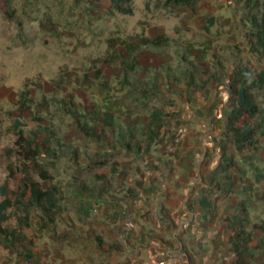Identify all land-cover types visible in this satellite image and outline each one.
I'll list each match as a JSON object with an SVG mask.
<instances>
[{
	"label": "rangeland",
	"instance_id": "1",
	"mask_svg": "<svg viewBox=\"0 0 264 264\" xmlns=\"http://www.w3.org/2000/svg\"><path fill=\"white\" fill-rule=\"evenodd\" d=\"M164 1L132 0L130 16L108 15V1L100 0L92 5L86 0H8L11 20L0 9V201L1 189L16 191L22 177L16 145L20 132L35 141L51 139L39 162L49 169L56 185L66 187L71 179L98 183L94 178L100 169L86 163L102 152L79 134L72 118L61 110L63 104L70 110L109 112L119 121L136 118L142 125L155 112L167 113L166 119L174 122L187 107L186 116L201 121L195 128L201 133L200 144L208 140L211 146L201 151L205 155L197 166L201 192H216L212 197L216 227L239 205L247 211L248 227L264 222V87L252 90L263 111L254 123L256 149L240 155L227 144L226 158L234 162L231 184L222 180L221 171L212 172L219 160L213 158L214 148L220 153L223 144L235 70L247 67L254 75L264 74V57L248 43L251 24L246 0H197L193 14L185 6L167 7ZM256 10L264 18V0H258ZM156 33L165 38L161 46L142 44ZM119 57L125 60L123 65ZM131 61L137 71L132 81L139 84L122 86L123 70ZM149 70L155 71L158 90L141 86L152 77L146 73ZM165 129L160 124L155 132ZM204 161L208 171L201 168ZM5 215L3 226L16 228L15 216L21 214L10 208ZM40 215L35 209L30 212V227L21 229L26 241L20 251L0 240V264H110L111 255L99 256L87 245L77 244L78 252H65L73 242L57 239L60 231L49 230ZM25 251L32 254V262L26 261ZM219 260L230 264L233 257L223 253ZM257 261L258 252L252 264Z\"/></svg>",
	"mask_w": 264,
	"mask_h": 264
},
{
	"label": "crops",
	"instance_id": "2",
	"mask_svg": "<svg viewBox=\"0 0 264 264\" xmlns=\"http://www.w3.org/2000/svg\"><path fill=\"white\" fill-rule=\"evenodd\" d=\"M182 108L174 122L162 118L152 125L149 120L142 125L136 118L119 121L112 115L123 127L136 121L139 150L125 148L109 134L110 147L96 144L102 154H95V159L86 163L97 165L104 179L94 178L98 183L91 185L75 183L74 179L66 187L57 185L60 212L48 226L51 231H60L57 239L73 242L65 252H78L80 244L99 256L111 255L110 264H225L219 260L227 250L226 242L221 243L225 234L221 226L216 227L212 210L207 213L200 206L207 194L206 190L201 192L197 163L205 155L201 151L205 153L211 146L208 140L200 144L201 133L195 128L201 121L186 116L188 109ZM160 124L166 129L156 134ZM214 153L219 165L221 151L214 148ZM203 164L202 170H207L206 161ZM218 165L212 169L213 175L215 170L221 171ZM113 168L120 173L119 178L115 173L112 176ZM116 189H121V195L113 192ZM215 193H208L212 209ZM98 241L115 248L104 252Z\"/></svg>",
	"mask_w": 264,
	"mask_h": 264
},
{
	"label": "trees",
	"instance_id": "3",
	"mask_svg": "<svg viewBox=\"0 0 264 264\" xmlns=\"http://www.w3.org/2000/svg\"><path fill=\"white\" fill-rule=\"evenodd\" d=\"M96 1L98 0H86L89 5ZM106 1H108V4L105 5V9L108 15H132L130 6L132 0H100L101 3ZM196 3L197 0L164 1V5L167 7L185 6L189 8L192 14L195 11ZM244 3L249 13V22L251 24L250 33L247 37L248 43L255 53L264 57V18L260 17L256 10L258 0H246ZM0 9L6 19H12L13 12L10 11L8 0H0ZM164 41L165 38L160 34L154 36L153 39H144L141 42L144 46L159 47ZM119 58L123 65L125 60L122 57ZM132 60L134 61V59ZM135 65L136 63H132V61L130 64L126 63V69L123 70L120 82L122 86H138L137 84L139 83H133L132 81H136L134 78L137 72ZM146 73L147 75L151 74L152 77L144 81L141 86L145 89L154 88L158 90L159 82L155 71L149 70ZM191 80L193 81L192 77ZM263 87L264 74L254 75L247 67H239L235 70L234 79L229 85V110L226 115L225 129L222 133L221 162L218 165V168L223 173V180L232 182L235 179L230 175L234 162L226 158L227 144H230L235 153L240 155L247 151L255 150L257 147L254 123L256 119L262 117L263 111L258 108L252 90H260ZM211 108L212 106L209 107V110ZM61 110L72 118L77 131L84 138L96 144L110 147L109 134H112L117 137L118 142L123 144L125 148L133 147L135 150H139V143L135 139L137 128H135L134 124L136 121H128L123 127L116 123L112 114L108 112L80 107L70 110L66 103L63 104ZM162 118H169V115L159 112L151 113L149 125ZM50 142L51 139L49 137L35 141L34 138L24 136L21 132L17 137L16 145L20 147L19 158L23 162L22 177L18 181L16 191H9L5 187L1 189L4 199L0 201V240L6 242L15 251H20V249L25 247L26 238L21 233V229L30 227V212L32 210H38L41 214L39 218L48 224H53L60 212V188L54 183V178L49 169L39 162L42 152L49 150L48 145ZM95 178L102 180L105 178V174H98ZM215 184L213 181L212 185ZM227 189L232 191L233 188L227 187ZM205 193L207 196L202 197L200 206L205 212L210 213L212 205L208 193L210 194L212 191H205ZM10 208H14L21 214L20 216H15L17 227L12 229L3 226L7 221L5 212ZM246 212L244 207L237 206L236 212H229L221 225L227 245L226 254L233 257V261L230 264H252V259L255 253L258 252L259 261L256 264H264V222L252 224L248 227L245 218ZM97 244L104 252H109L115 248L113 245L108 246L99 241ZM24 257L28 262L33 261V256L29 251L24 252Z\"/></svg>",
	"mask_w": 264,
	"mask_h": 264
},
{
	"label": "built area",
	"instance_id": "4",
	"mask_svg": "<svg viewBox=\"0 0 264 264\" xmlns=\"http://www.w3.org/2000/svg\"><path fill=\"white\" fill-rule=\"evenodd\" d=\"M115 176H116V177H119V174H118V173H115ZM115 194H116V195L120 194V189H116V190H115ZM93 211L95 212L96 209L94 208Z\"/></svg>",
	"mask_w": 264,
	"mask_h": 264
}]
</instances>
